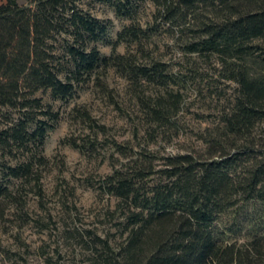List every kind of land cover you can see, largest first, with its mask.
Instances as JSON below:
<instances>
[{"label":"trees","instance_id":"1","mask_svg":"<svg viewBox=\"0 0 264 264\" xmlns=\"http://www.w3.org/2000/svg\"><path fill=\"white\" fill-rule=\"evenodd\" d=\"M82 1L0 4V113L18 112L0 130V160L12 156L17 161L0 163V218L7 203H21L13 182L32 180L46 161L49 133L61 120L41 93L70 102L100 71L116 69L138 91L147 83L169 92L137 95L153 137H159L157 128L179 130L173 117L181 94L170 88L183 87L185 79L163 61L141 64L134 55L116 53L118 45H142L162 24L169 25L180 38H190L185 46L189 54L218 59L224 78L236 84L232 107L214 132L201 134L209 146L204 154L161 158L147 148L135 152L116 144L128 163L115 169L105 188L125 211L127 237L119 251L103 242L96 261L264 264V0H154L158 11L148 27L136 24L134 0H94L134 22L119 33L111 56L99 47L109 36L110 23L82 9ZM202 8L211 15L198 12ZM82 115L90 118L88 112ZM17 149L24 159L14 155Z\"/></svg>","mask_w":264,"mask_h":264},{"label":"rangeland","instance_id":"2","mask_svg":"<svg viewBox=\"0 0 264 264\" xmlns=\"http://www.w3.org/2000/svg\"><path fill=\"white\" fill-rule=\"evenodd\" d=\"M134 1L138 8L136 24H153L157 3ZM81 7L110 23L109 36L99 47L104 56H111L119 33L134 22L119 17L106 3L83 0ZM198 12L205 17L211 15L209 8ZM169 29V25L162 24L161 30L142 45L120 44L116 53L134 55L141 64L163 61L185 79L183 87L170 88V92L181 94V104L173 117L179 130L154 127L159 137H153L137 95L148 98L169 92L147 83L138 91L116 69L100 71V75L83 84L70 102L39 94L45 104H52L54 111L60 112L61 120L49 133L43 148L46 161L36 168L32 180L13 182L12 187L22 200L7 203L5 216L0 218V264H98L103 242L119 251L127 237L123 226L125 211L105 188L106 179L115 169L128 163L116 144L130 146L135 152L147 148L159 152L161 158L204 154L208 150L201 134L214 132L223 115L230 111L236 84L224 78L217 58L197 59L186 50L190 38L182 39ZM84 112L90 114L91 121L82 115ZM17 113H0V130L16 120ZM14 155L25 158L18 149ZM11 159L7 156L0 163H17Z\"/></svg>","mask_w":264,"mask_h":264},{"label":"crops","instance_id":"3","mask_svg":"<svg viewBox=\"0 0 264 264\" xmlns=\"http://www.w3.org/2000/svg\"><path fill=\"white\" fill-rule=\"evenodd\" d=\"M6 0H0V4H3Z\"/></svg>","mask_w":264,"mask_h":264}]
</instances>
